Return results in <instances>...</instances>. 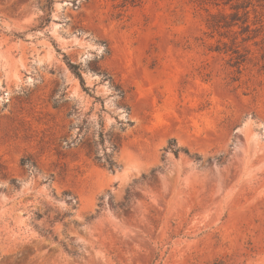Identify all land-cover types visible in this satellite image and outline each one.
Returning a JSON list of instances; mask_svg holds the SVG:
<instances>
[{
    "label": "rangeland",
    "instance_id": "obj_1",
    "mask_svg": "<svg viewBox=\"0 0 264 264\" xmlns=\"http://www.w3.org/2000/svg\"><path fill=\"white\" fill-rule=\"evenodd\" d=\"M124 1L0 0V264H264V31Z\"/></svg>",
    "mask_w": 264,
    "mask_h": 264
},
{
    "label": "trees",
    "instance_id": "obj_2",
    "mask_svg": "<svg viewBox=\"0 0 264 264\" xmlns=\"http://www.w3.org/2000/svg\"><path fill=\"white\" fill-rule=\"evenodd\" d=\"M201 4L211 5L216 7L217 12H210L208 15V27L212 30V34H218L220 37L226 36V33L229 31H233L235 29H239L235 32L239 36L243 37L242 43L252 41L258 38L262 32L264 31L263 17L264 15L261 13L260 18L256 20V23L259 24V28L252 29V25L250 23V16L252 13L259 14L257 7H261L264 10V0H200ZM128 1H124V5L126 6ZM237 38H234V44H236V48L233 50V54H235V66L239 68L246 61V54H242L240 52V45L236 42ZM264 60V56L262 57ZM70 69L76 75V77L80 80L81 85L85 90V82L82 77L80 66L75 63H70ZM264 67V66H263ZM174 141L171 142V146H173ZM119 143L117 141L114 142V148L118 149ZM172 152L176 157H179L180 152L189 155L188 150L184 149H174L172 148ZM196 159H199V156H196ZM110 167L114 166V162L108 161Z\"/></svg>",
    "mask_w": 264,
    "mask_h": 264
},
{
    "label": "bare ground",
    "instance_id": "obj_3",
    "mask_svg": "<svg viewBox=\"0 0 264 264\" xmlns=\"http://www.w3.org/2000/svg\"><path fill=\"white\" fill-rule=\"evenodd\" d=\"M134 163H135V161L134 162L132 161V163L129 166H132Z\"/></svg>",
    "mask_w": 264,
    "mask_h": 264
}]
</instances>
